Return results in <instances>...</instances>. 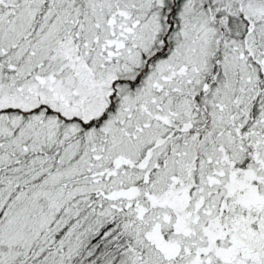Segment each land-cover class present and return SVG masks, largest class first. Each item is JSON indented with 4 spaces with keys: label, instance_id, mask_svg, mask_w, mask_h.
Returning a JSON list of instances; mask_svg holds the SVG:
<instances>
[{
    "label": "snow or ice",
    "instance_id": "1",
    "mask_svg": "<svg viewBox=\"0 0 264 264\" xmlns=\"http://www.w3.org/2000/svg\"><path fill=\"white\" fill-rule=\"evenodd\" d=\"M0 264H264V0H0Z\"/></svg>",
    "mask_w": 264,
    "mask_h": 264
}]
</instances>
